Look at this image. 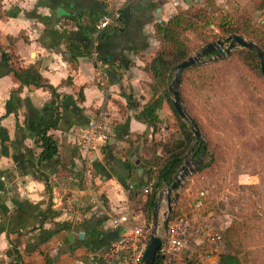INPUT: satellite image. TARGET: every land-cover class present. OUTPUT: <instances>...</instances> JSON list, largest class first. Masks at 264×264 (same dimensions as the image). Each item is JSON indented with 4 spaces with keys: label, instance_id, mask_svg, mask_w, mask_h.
I'll return each instance as SVG.
<instances>
[{
    "label": "crops",
    "instance_id": "crops-1",
    "mask_svg": "<svg viewBox=\"0 0 264 264\" xmlns=\"http://www.w3.org/2000/svg\"><path fill=\"white\" fill-rule=\"evenodd\" d=\"M205 2L3 0L2 48H13L22 66L38 67L59 95L62 115L57 129L50 132L57 140L58 156L41 166L49 178L48 193L37 179L40 150L36 140L43 122L54 117L57 101L47 90L24 87L21 108L7 116V101L20 83L13 75L0 79V127L10 139L8 155L4 156L0 138V264L15 263L12 241L16 239L21 253L18 264H90L91 251L104 249L118 237L110 228L107 213L131 207L137 210L148 179L145 170L139 173L138 169L151 160L150 142L153 138L165 142L173 131L165 125L153 135L152 126L137 119L153 96L155 80L149 65L164 46L157 25L190 8L202 9ZM113 12L121 15V27L108 30L98 45L101 59L109 65L107 87L102 89L96 84L89 51L94 23ZM69 42L88 54L73 60ZM161 119L173 120L167 102L162 105ZM97 120L106 123L111 136L89 161L92 180L87 184L81 134ZM133 152L139 166L131 158ZM110 155L123 162L126 172ZM95 194L103 196L104 208L93 203ZM72 199L78 213L63 211ZM54 200L58 201L56 208ZM50 201L53 218L42 224L41 213ZM141 221L146 224L144 214ZM185 258L194 257L187 251L177 264H188Z\"/></svg>",
    "mask_w": 264,
    "mask_h": 264
},
{
    "label": "rangeland",
    "instance_id": "rangeland-1",
    "mask_svg": "<svg viewBox=\"0 0 264 264\" xmlns=\"http://www.w3.org/2000/svg\"><path fill=\"white\" fill-rule=\"evenodd\" d=\"M205 3L203 11L209 9L216 16L220 12L241 15L253 27L264 31V0H206ZM221 35L214 22L205 24L198 32L189 31L186 37L191 55L219 40L228 47L230 41L221 39ZM220 68L219 87L203 91H197L193 85L184 87V106L199 127L200 142L206 143L214 158L209 169L190 177L183 195L181 190L180 198L186 208L183 214L198 213L194 211V203L204 193L200 213L208 215L219 228L225 230L235 218L246 225L241 233L245 247L242 264H264V77L234 59H228L227 65ZM161 125L176 130L175 121L163 120ZM197 158L194 156L190 161ZM165 211L166 203H163L161 216ZM152 224L153 221L151 230ZM195 258H185L184 262L199 264Z\"/></svg>",
    "mask_w": 264,
    "mask_h": 264
},
{
    "label": "trees",
    "instance_id": "trees-1",
    "mask_svg": "<svg viewBox=\"0 0 264 264\" xmlns=\"http://www.w3.org/2000/svg\"><path fill=\"white\" fill-rule=\"evenodd\" d=\"M3 0H0V18L3 17ZM214 22L221 31V39L229 38L233 35L246 37L255 42L262 53L264 54V31L255 28L250 24V21L245 17L233 13L223 12L219 16L213 14L209 9H194L190 8L184 14L173 16L167 23L157 25V33L161 36L164 47L153 58L149 65L155 84L152 87L153 96L145 104L143 110L137 115V119L143 123H149L153 128V135L161 130V109L164 102H167L172 113L173 120L169 121L176 123V130L171 133L167 140L153 138L149 145V151L153 154L151 160L145 161L143 168L148 177L143 192V198L136 203L137 211H141L146 218V228L151 227L153 221V212L158 194L166 187L170 186L173 179L183 164L185 155L195 141L194 133L190 125L184 121L176 112L170 94L168 91L169 84L174 77L176 66L186 60L191 55V48L186 37V33L198 32L203 26H209ZM95 24V23H94ZM94 27V25H93ZM68 50L72 55V59L76 60L79 56L87 55L88 50H82L75 43H68ZM207 57H210L208 55ZM230 60L244 64L247 67L253 68L259 75L263 76L261 64L255 52L240 48L228 56ZM228 59H223L204 66H193L186 69L182 75L181 94L184 100V87L194 86L197 91H203L215 87H219L222 83V69L220 66H226ZM13 75L20 83L18 89L11 92L10 98L6 104L7 116L12 113H17L22 106L20 94L24 87L28 89H44L51 93L57 101L55 115L50 120L43 122V127L38 135L36 144L39 148L37 157V179L46 185L47 192L51 193L49 178L42 172L41 166L43 163L54 162L58 156L59 149L57 140L51 135V131L57 129L62 115L60 98L55 88L47 83L37 66L24 67L20 64L18 55L13 48L5 50L0 43V79ZM1 150L4 156L8 155L10 139L6 129L0 127ZM202 146H197L195 151L196 157L202 153ZM161 151L159 156L157 152ZM212 153H209L208 147L204 154V161L198 173H203L213 164ZM211 157V159H209ZM188 184L182 189V195L187 190ZM134 192L133 197L137 194ZM134 200V198H132ZM203 201L204 196H198L196 201ZM195 201V202H196ZM185 204L182 203V197L176 203L174 211L170 214L169 220H173L183 215L186 212ZM52 202L50 201L46 209L41 213V223H45L53 218ZM246 225L235 218L232 224L222 231V237L225 245V250L220 257V264H242L244 260L245 247L243 244L242 230ZM19 240L12 241L15 250V263L18 264L21 259ZM155 264H177V262H164L162 250L158 254ZM246 264H257L246 262Z\"/></svg>",
    "mask_w": 264,
    "mask_h": 264
},
{
    "label": "built area",
    "instance_id": "built-area-1",
    "mask_svg": "<svg viewBox=\"0 0 264 264\" xmlns=\"http://www.w3.org/2000/svg\"><path fill=\"white\" fill-rule=\"evenodd\" d=\"M106 1L109 2V0ZM120 27L121 15L117 12L107 13L94 24L89 58L94 61L96 84L102 89L107 87L109 65L99 55V40L108 30ZM110 136L108 126L102 120L91 123L81 134V145L87 159V184H90L92 180V166L89 161L108 142ZM144 191L147 192V189ZM200 196H204V193H200ZM74 201V199L70 200L63 211L71 210L78 213V207ZM57 202L54 200L53 208L57 207ZM93 203L104 208L103 196L95 194ZM202 208V201H196L194 211L198 213L183 214L169 220L161 249L164 262H177L184 253L190 251L191 256L196 257L199 264H220V257L225 250L222 237L223 229L219 228L208 215H202L200 213ZM107 216L110 228L119 233L118 237L104 249L91 251L89 263L143 264V258L152 235L151 228H146L141 221L143 213L131 207L125 212H109Z\"/></svg>",
    "mask_w": 264,
    "mask_h": 264
},
{
    "label": "water",
    "instance_id": "water-1",
    "mask_svg": "<svg viewBox=\"0 0 264 264\" xmlns=\"http://www.w3.org/2000/svg\"><path fill=\"white\" fill-rule=\"evenodd\" d=\"M227 40L230 41L228 47H225L226 42L223 40L210 43L196 55L189 56L186 60L177 65L174 77L169 84L168 91L172 100V104L178 115L184 121L189 123L191 130L194 133L195 141L185 155L183 164L176 173L172 184L164 188L157 196L153 212V224L151 230L152 235L143 258V264H155L158 258V254L161 251L164 243V236L167 231L170 214L174 211L175 205L180 199L181 190L184 188L186 182L195 172L199 171L202 167L204 154L206 152V143L200 142L202 134L199 130V127L184 106V100L181 94L183 72L193 66H204L221 61L230 56L231 53L237 48H245L256 53L261 64V71L264 75V54L255 42L238 35H233ZM208 55L212 56L205 59V57H207ZM197 146H202V153L199 155L196 161L191 162L190 159L195 156V149ZM131 158L135 162L136 166L140 165V161L137 160L134 152L131 153ZM110 159L116 166H119V169H121L122 172H126V167L124 166L122 161H119V159H117L113 155H110ZM138 171L139 173H141L143 172V169L139 168ZM163 203H166V211L161 216V207ZM81 234L83 236L85 233L82 232Z\"/></svg>",
    "mask_w": 264,
    "mask_h": 264
}]
</instances>
